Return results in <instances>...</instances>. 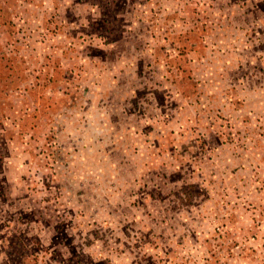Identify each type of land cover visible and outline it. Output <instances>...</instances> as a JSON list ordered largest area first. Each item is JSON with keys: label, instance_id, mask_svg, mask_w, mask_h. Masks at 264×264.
Segmentation results:
<instances>
[{"label": "rangeland", "instance_id": "374dc122", "mask_svg": "<svg viewBox=\"0 0 264 264\" xmlns=\"http://www.w3.org/2000/svg\"><path fill=\"white\" fill-rule=\"evenodd\" d=\"M0 264H264V0H0Z\"/></svg>", "mask_w": 264, "mask_h": 264}]
</instances>
